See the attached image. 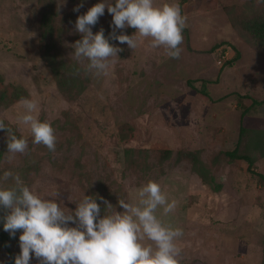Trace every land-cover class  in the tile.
I'll return each instance as SVG.
<instances>
[{"label": "rangeland", "instance_id": "374dc122", "mask_svg": "<svg viewBox=\"0 0 264 264\" xmlns=\"http://www.w3.org/2000/svg\"><path fill=\"white\" fill-rule=\"evenodd\" d=\"M62 2L0 0L3 86H22L23 98L37 101L39 118L50 121L57 136L54 152L33 144L30 129L17 123L23 98L0 103V119L29 141L25 153H9L10 133L0 129V174L18 173L37 194L70 209L84 194H99L101 215L122 211L120 199L134 203L136 188L157 180L177 201L172 213L158 214L184 230L180 264H264V155L251 150L249 167L224 154L237 145L241 122L250 133L264 129V56L242 27L245 17L259 12L260 0H185L179 58L169 57L163 46L152 47L150 37L137 36L135 49L110 40L122 51L100 76L87 70L86 59L74 56L81 38L75 20L97 0H83L79 11L73 8L81 0ZM111 22L105 8L93 32L103 28L109 36ZM116 31L131 35L135 29ZM221 47L227 54L218 63ZM49 58L63 72L75 66L77 93L60 90ZM165 149L171 155L162 159ZM183 152H195L210 183L189 158L177 159ZM13 183L12 178L2 182ZM6 211L0 208V231L9 235L5 246L0 244V261L14 264L22 229L15 237L3 230Z\"/></svg>", "mask_w": 264, "mask_h": 264}, {"label": "clouds", "instance_id": "9594fccd", "mask_svg": "<svg viewBox=\"0 0 264 264\" xmlns=\"http://www.w3.org/2000/svg\"><path fill=\"white\" fill-rule=\"evenodd\" d=\"M82 4L83 0L73 11H79ZM105 8L112 14L109 36H105L103 28L93 32ZM185 26L186 16L182 14L179 0H167L159 5L155 0H97L75 20V30L81 38L74 43V56L78 61L82 58L88 61V71L104 75L110 58L122 51L119 44L126 43L135 49L138 36L150 37L152 47L163 46L169 57L179 58ZM126 27L134 28L135 32L129 35L116 31ZM22 104L24 111L17 115V123L30 129L33 144H43L54 152L57 136L53 125L39 118L35 99L23 98ZM0 129L10 133L9 153L28 150V138L17 136L3 119H0ZM9 178L14 183L3 186L2 182ZM98 195L84 194L75 202V208L70 209L55 199L37 194L18 173L5 170L0 174V208L7 210L3 230L15 237L17 230L22 229L20 252L14 257V264H30L33 256L38 258V264H180L178 241L184 230L166 223L158 214L172 213L177 201L169 198L159 181L149 179L136 188L134 203L120 199L118 205L122 211L101 215ZM99 199L105 206H112L103 196Z\"/></svg>", "mask_w": 264, "mask_h": 264}, {"label": "trees", "instance_id": "16d2710c", "mask_svg": "<svg viewBox=\"0 0 264 264\" xmlns=\"http://www.w3.org/2000/svg\"><path fill=\"white\" fill-rule=\"evenodd\" d=\"M185 0H181L182 3ZM261 8L259 12L251 17H245L242 20V27L245 31L249 33L252 37L256 46L261 50L264 56V2L260 0ZM238 54L235 55V58ZM51 71L57 79V85L61 91L65 94L72 96L78 92V84L75 80V77H72L75 73V66H70L67 71L64 72L61 68L54 64V61L49 58L48 60ZM61 67H64V64H61ZM201 93L205 96H208L206 89L201 90ZM27 93L24 88L17 84H9L8 86H3V78L0 74V103L2 104H9L18 99L26 97ZM253 103L255 101L253 100ZM250 134L247 136V134ZM243 143V146L240 147V144ZM251 150H257L262 155H264V129H253L251 133L248 131L246 126L243 122H241L239 127V141L237 145L230 149L224 151V154L227 158L234 160V159H243L247 161L249 167H251L253 163V158L250 155ZM131 148L125 149V152L129 154L131 152ZM182 155H177V159L180 160L181 157H186L191 160L192 168L196 171L202 178L205 183H210V179L207 176V171L205 166L199 160L198 156L195 152H183ZM171 155L170 149L162 150L161 158L167 159ZM1 157V153H0ZM258 175H262L259 174ZM9 237L7 233L0 231V244L5 246V240ZM4 264H12V259L4 262Z\"/></svg>", "mask_w": 264, "mask_h": 264}, {"label": "built area", "instance_id": "2783aa9c", "mask_svg": "<svg viewBox=\"0 0 264 264\" xmlns=\"http://www.w3.org/2000/svg\"><path fill=\"white\" fill-rule=\"evenodd\" d=\"M219 51H220L219 52L220 58L218 59V63H222L221 62L222 61V58L221 57H223L225 54H227V50H224V48L221 47Z\"/></svg>", "mask_w": 264, "mask_h": 264}]
</instances>
